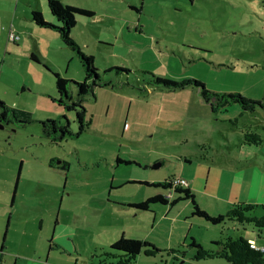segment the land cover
<instances>
[{"label":"rangeland","instance_id":"rangeland-1","mask_svg":"<svg viewBox=\"0 0 264 264\" xmlns=\"http://www.w3.org/2000/svg\"><path fill=\"white\" fill-rule=\"evenodd\" d=\"M60 1L93 11L94 19L76 14L70 35L93 57L97 70L129 71L110 72L119 87H97L94 96H85L91 122L82 133L50 142L37 120L67 119L73 132L78 128L74 112L51 99L57 95L52 72L81 80L83 70L53 29L30 19L36 8L56 23L46 0H0V99L34 119L0 123V195L7 187L8 207L13 197L16 203L53 207L43 229L37 227L42 237L34 235L39 246L50 247L47 264L95 262L93 241H110L122 231L158 243L171 240L185 252L176 260L165 250L140 251L131 264H230L222 258H191L190 236L207 247L212 236L252 234L251 224H211L191 214L189 200L176 203L167 215L160 202L137 213L119 203L154 191L144 182L169 175L183 176L210 214L224 213L236 202H264V109L244 111L232 104L213 112L195 87L169 89L149 81L151 73L172 81L192 77L214 92L262 98L264 0ZM9 31L19 37L9 40ZM245 126L259 132V145L242 143ZM115 156L126 162H115ZM19 170L29 180L22 176L17 186ZM153 213L159 225L151 228ZM8 216L0 225V251L8 244L12 254L24 255L19 237L6 236ZM254 235L264 246V227Z\"/></svg>","mask_w":264,"mask_h":264},{"label":"trees","instance_id":"trees-1","mask_svg":"<svg viewBox=\"0 0 264 264\" xmlns=\"http://www.w3.org/2000/svg\"><path fill=\"white\" fill-rule=\"evenodd\" d=\"M49 12L55 17L56 23L46 20L40 10L31 8L30 19L36 26L53 29L59 36L60 40L77 54L78 61L83 70L84 76L81 80H74L65 77L57 71H53L54 87L57 95L51 96L58 105L63 106L67 110H72L77 121V131L73 132L69 126V121L66 119L62 122L60 118H46L37 120L40 124L41 131L48 137L50 142H58L67 135L82 133L91 122V118H86V109L83 104L86 95L94 96V90L104 86H120L119 83L113 80L111 71L118 74L119 71L128 72L129 69L110 66L103 70L105 74H101L95 66L92 56L82 52L77 42L71 37L70 31L74 27L76 14L91 16L93 11L88 8L66 4L60 0H46ZM30 58L38 61V57L34 52L30 53ZM106 75V76H105ZM153 85L169 89L195 87L198 93L210 106L211 111L215 112L219 109H224L231 104H238L241 110L253 111L255 108L264 109V95L260 99L250 98L237 91H221L214 92L209 90L205 84L197 78H181L178 80H169V78L161 77L151 73L149 80ZM16 121L20 124L32 122L28 112L20 109L10 108L3 100L0 99V123ZM235 124L236 121L230 120ZM262 142L259 132L251 127L245 126L242 129V143L259 145ZM116 162H126L116 156ZM65 167V165H63ZM175 175H169L161 181L144 182L147 185L158 187L161 190L168 189L170 179ZM173 194L175 198L170 201L160 192L148 196L146 199L130 203L138 209H148L151 203L160 202L164 204L174 205L179 200H189L192 209L191 214L202 217L211 224H219L225 220H233L240 224H251L256 231L259 232L264 227V202L248 203L236 202L230 205L224 213L212 215L202 209L195 199V194L192 189L185 186H175ZM212 247H204L200 242L193 237L189 242V246L193 248L192 258L195 260L222 258L230 264H264V249L254 248L250 246L249 239L242 235L232 236L222 234L218 239L213 240ZM143 251L146 255H155L160 252L154 243L143 238H134L125 236L124 233L115 239L109 249L102 251L99 254H92L95 262L90 264H131L135 261L136 256ZM165 251L170 254L177 252L178 249L169 248Z\"/></svg>","mask_w":264,"mask_h":264},{"label":"crops","instance_id":"crops-1","mask_svg":"<svg viewBox=\"0 0 264 264\" xmlns=\"http://www.w3.org/2000/svg\"><path fill=\"white\" fill-rule=\"evenodd\" d=\"M93 14L91 15V17L94 19ZM241 133H242V130H241ZM115 162H116V156H115ZM117 163H119V162H117ZM17 174H18L17 186H19L20 178L22 176H24V182H27L29 180V178L26 177L25 174L22 175L21 170H19ZM37 181H39V180L37 178H35V180L33 182L34 186H36L39 183ZM157 181H159V180H151L150 182H157ZM128 183H130V182H128ZM119 184H121V183H119ZM6 185H7V182H6ZM148 186H150V185H148ZM15 187H16V184H15ZM111 187L112 186H110V188ZM151 187L154 189V191L146 192L144 194V196H142V194H141L136 199L125 200L124 203H119V205L121 207H127V209H129L130 211L135 209L136 211L133 213H137V211L142 210V209H138L134 206H131L130 203H136V202L142 201V200L146 199L148 196L155 194L156 192H160V193L165 192V190H161L158 187H153V186H151ZM187 187H189V186L187 185ZM189 188L192 189L191 187H189ZM1 192H3V193H2V195H0V225H2L5 216H7V214H8L9 216H8L7 221H6V236L7 237L10 236L11 239L15 235L17 237H19V239L17 241V245L19 247H22L25 250L26 254L20 255V256H15L14 254H12V252H10L11 250H9V248H8L9 245L5 244L4 246H2V250L0 251V261H2V263H0V264H21V263H18L16 261L17 258H23L24 260L27 259L28 261L33 260L34 262H38V263L44 262L45 264H47L49 261V258L48 257L46 258L44 256V254L46 252V248H47V250H50V247L39 246L38 241H37L36 237H34V235H39L40 238L42 237L39 233H37V231H38L37 227L39 229H43L44 219H45L47 213L51 212L50 209H53V207L49 208L47 203L42 204L41 202L28 203V202L20 201L19 203H16L14 197H13V200L11 201L12 204L8 207V204L6 201V197L8 195L7 187L6 188L3 187ZM175 197H176L175 194H173L172 196L167 198V200L170 201L171 199H173ZM179 201H183V200H179ZM178 202H176V203H178ZM155 203H157V202H155ZM160 204H164V203H160ZM174 205L166 204V209H165L166 215L170 211V208ZM103 206H105V205H103ZM148 209H151V207L149 206ZM212 215H216V214L213 213ZM49 216L50 215H48V217ZM56 223H57V221H56ZM158 225H159V222H158L157 216H156V214L153 213L151 216L150 226H151V228H153V226H158ZM122 232L125 233V231H122ZM254 234L258 235V232L252 230V234L247 235V236H245V235H242V236L246 237L249 240H254L255 243L259 246H263L260 242H258V239L255 237ZM143 237H145V239L154 243L161 250H165V249H169V248L178 249L177 252L170 253L171 257L175 258L176 260L179 258H183L185 256V252L182 250V246L177 245V243L174 244L171 240L170 241L167 240L166 242L158 243V242H153L149 236H143ZM191 237H193V236H190V238ZM115 239H117V237L110 240V241H108V240L103 241V242L93 241L94 252L92 254H99L102 251L109 249V245ZM216 239H218V237L212 236L210 238L211 246L209 245L207 247H209V248L212 247V245H213L212 241L216 240ZM196 241H198V240H196ZM198 242H200V241H198ZM203 246H205V245H203ZM96 248H97V250H96ZM29 253L33 254L34 256L33 257L28 256V255H30ZM37 254L39 256H36ZM191 258H192V255H191ZM201 260H203V259H201ZM92 262H94V261H92ZM25 264H28V263H25Z\"/></svg>","mask_w":264,"mask_h":264},{"label":"built area","instance_id":"built-area-1","mask_svg":"<svg viewBox=\"0 0 264 264\" xmlns=\"http://www.w3.org/2000/svg\"><path fill=\"white\" fill-rule=\"evenodd\" d=\"M18 37H19L18 34H15L13 31H9L8 33L9 40L15 41ZM187 184L188 181L183 176L175 175L170 179V185L168 186V189H166L165 192H163L162 194H164L166 198H169L170 196L173 195L175 186L178 185L185 187L187 186ZM249 243L251 247L264 249L263 246L257 245L254 240H249Z\"/></svg>","mask_w":264,"mask_h":264}]
</instances>
